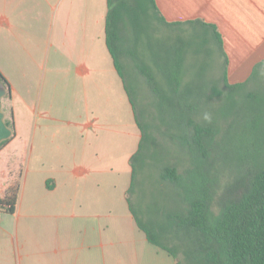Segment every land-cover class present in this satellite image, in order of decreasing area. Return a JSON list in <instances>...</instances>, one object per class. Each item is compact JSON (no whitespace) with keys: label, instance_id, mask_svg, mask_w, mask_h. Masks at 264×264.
I'll list each match as a JSON object with an SVG mask.
<instances>
[{"label":"crops","instance_id":"1","mask_svg":"<svg viewBox=\"0 0 264 264\" xmlns=\"http://www.w3.org/2000/svg\"><path fill=\"white\" fill-rule=\"evenodd\" d=\"M156 5L168 23L216 26L229 82L253 73V89L264 86V0ZM108 14L109 0H0L3 106L14 122L0 148V197L20 182L14 212L0 210V264H180L182 248L175 257L150 242L130 207L142 133L107 43Z\"/></svg>","mask_w":264,"mask_h":264},{"label":"trees","instance_id":"2","mask_svg":"<svg viewBox=\"0 0 264 264\" xmlns=\"http://www.w3.org/2000/svg\"><path fill=\"white\" fill-rule=\"evenodd\" d=\"M152 11L158 22L180 31L190 30L184 27L185 23L166 22L158 12L156 0H109L107 43L123 78L125 76L112 39L122 40L120 33L124 26L138 24L140 16L151 17ZM190 23L193 29L197 26L203 28L204 40L218 47L214 50L223 61L219 74L205 87L197 89L195 97L194 89L185 87L186 72L182 70L181 63L157 71L150 65H138L153 96L159 100L158 104L151 106L162 110L165 104H170L176 113L178 111L171 124L167 125L161 118V123L167 128L156 125L158 135L153 134L156 135L153 144L159 146L165 143L164 138L169 131L166 143L170 142L187 152V157L183 156L180 161L168 162L163 157L158 162L161 167L159 176L175 186V200L181 203L182 210L171 213L168 221L159 225L164 240L158 239L134 210L131 190L149 127L145 128L140 122L136 103L126 83L142 133L139 148L131 157L133 181L128 191L130 207L138 226L146 232L150 242L175 257L179 256V249L182 248L185 262L180 260V264H264V162L242 163L226 184L222 183L221 170V162L226 156V137L236 121L238 100L244 93L251 98L255 96L256 89L247 91L253 87V73L248 81L231 84L223 38L216 26L201 20ZM0 79L9 87L1 71ZM7 124L14 128L13 120H7ZM8 140H4L0 148ZM19 190L20 182L16 181L7 189L5 196L0 197V210L14 212ZM171 226L176 227L174 237L181 241L179 247L168 243L172 238Z\"/></svg>","mask_w":264,"mask_h":264},{"label":"rangeland","instance_id":"3","mask_svg":"<svg viewBox=\"0 0 264 264\" xmlns=\"http://www.w3.org/2000/svg\"><path fill=\"white\" fill-rule=\"evenodd\" d=\"M152 14L148 18L140 16L136 25L124 26L122 40L116 41L113 38L112 45L116 47L121 70L136 103L135 110L138 118L145 128L149 127L141 158L136 164L131 202L134 210L150 231L158 239L164 240L165 236L161 234L159 225L167 222L171 213L181 211L182 205L175 200L177 196L175 186L159 176L161 167L158 162L163 157L168 162L180 161L183 156L187 157V152L171 145L170 142L166 143L169 140L167 138L169 131L164 138L165 143L159 146L153 144V137L158 135L156 125H164L160 121L161 118L167 125L171 124L178 111L176 113L175 109L169 106L170 104H165L162 110L156 106L152 107L151 105L158 104V97L153 96L142 72L135 73L126 61L131 59L133 67L150 65L154 71L181 63L182 70L186 72L185 87L194 89V97L197 89L205 87L219 74L223 61L216 51L218 47L204 40L201 26L189 31H180L158 22L154 11ZM138 15L142 14L138 13ZM159 78L163 80L160 74ZM249 90H253V87L247 89ZM254 95L251 98L244 93L238 100L236 121L227 134L226 156L221 162L223 184H226L233 174L238 172L242 163L264 162V86L256 89ZM8 106L4 105L3 110L9 116L7 120H11V107ZM125 123V117L119 118L117 128L121 130L125 127ZM153 134L156 135L153 136ZM120 137L122 136L119 135ZM168 225L171 224L168 223ZM184 258L182 254L183 262H185Z\"/></svg>","mask_w":264,"mask_h":264},{"label":"water","instance_id":"4","mask_svg":"<svg viewBox=\"0 0 264 264\" xmlns=\"http://www.w3.org/2000/svg\"><path fill=\"white\" fill-rule=\"evenodd\" d=\"M9 94V88L0 79V145L4 140L11 138L13 135V128L7 124L6 113L3 110V98Z\"/></svg>","mask_w":264,"mask_h":264}]
</instances>
